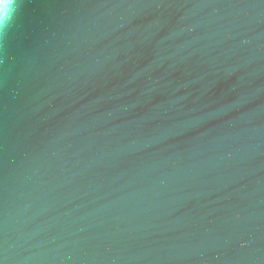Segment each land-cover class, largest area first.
I'll list each match as a JSON object with an SVG mask.
<instances>
[{
  "label": "water",
  "instance_id": "obj_1",
  "mask_svg": "<svg viewBox=\"0 0 264 264\" xmlns=\"http://www.w3.org/2000/svg\"><path fill=\"white\" fill-rule=\"evenodd\" d=\"M0 264H264V0H20Z\"/></svg>",
  "mask_w": 264,
  "mask_h": 264
},
{
  "label": "clouds",
  "instance_id": "obj_2",
  "mask_svg": "<svg viewBox=\"0 0 264 264\" xmlns=\"http://www.w3.org/2000/svg\"><path fill=\"white\" fill-rule=\"evenodd\" d=\"M19 6L20 0H0V35H3L11 19V13L18 10Z\"/></svg>",
  "mask_w": 264,
  "mask_h": 264
}]
</instances>
